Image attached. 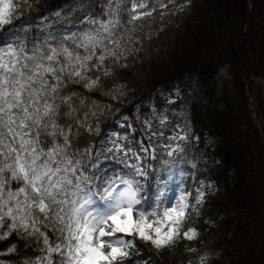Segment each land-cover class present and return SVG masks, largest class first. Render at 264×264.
I'll list each match as a JSON object with an SVG mask.
<instances>
[{
    "label": "snow or ice",
    "instance_id": "6c2138e0",
    "mask_svg": "<svg viewBox=\"0 0 264 264\" xmlns=\"http://www.w3.org/2000/svg\"><path fill=\"white\" fill-rule=\"evenodd\" d=\"M169 4L175 0L159 4L162 18ZM188 6L190 0L175 10ZM24 11L15 0H0V36L6 37L0 42V241L37 247L40 255L21 264H150L153 250L197 239L198 229L185 225L190 214L200 215L203 189L213 185L198 176L200 158L185 156L200 141L187 117L167 135V115L157 119L153 108L142 117L137 108L135 126L132 117L120 116V130L101 135V125L121 111L113 104L127 95L125 84L105 91L103 81H115L141 51L137 22L155 7L147 0H107L99 11L82 4L71 19L41 14L32 25L38 9L27 3L18 34L14 19ZM34 27L41 39H30ZM80 88L89 95L74 90ZM97 93L113 103L90 100ZM158 171L166 179L153 194ZM174 177L170 202L167 180ZM189 182L199 185L194 192ZM137 244L148 254H133ZM18 246L10 243L6 254ZM207 259L200 256V264Z\"/></svg>",
    "mask_w": 264,
    "mask_h": 264
},
{
    "label": "trees",
    "instance_id": "16d2710c",
    "mask_svg": "<svg viewBox=\"0 0 264 264\" xmlns=\"http://www.w3.org/2000/svg\"><path fill=\"white\" fill-rule=\"evenodd\" d=\"M15 2L25 8L23 13L17 14L19 19H14L17 33L22 34L21 24L24 23L23 18L28 15L27 3L37 7L38 11L33 14L34 19L31 23L39 25L41 14L45 17H55V14L60 12L63 17L71 19L73 10L79 9L82 4L90 5L92 9L99 11L107 0H27V3L25 0H15ZM165 2L168 3V0H147L149 6L155 7L156 11L137 22V28L140 29L138 35L144 41L143 44H137L141 51L128 60V67L117 71L115 81H103L105 91L111 88L113 83L125 84L127 95L119 103L113 104L114 108L118 107L121 111L101 125V135L103 136L109 129L120 130L116 124L120 116L127 115L134 120L137 108L143 116L150 115L153 103L158 106L159 116L167 115L171 121L165 130L166 133L177 124L184 127L187 117L188 124L195 135L200 137V141L199 143L192 141L190 147L186 149L185 156L187 159L198 156L201 169L198 173L199 178L206 181L208 179L219 186L216 193L206 198L200 215L189 216L188 221L198 228L201 235L197 240V247L210 245V240L217 238L223 241L229 239L228 249L236 252L247 248L248 245L246 241L234 242L246 236L248 224L243 220V215L253 213L259 204L264 203L262 156L256 136L254 140L255 129L250 124L245 101L244 105L239 100L231 102L229 95L232 92L226 93L227 85L224 86L223 93L219 97L216 96V74L201 75L197 72L207 70L219 61H227L230 65V74L236 76V94L244 98L245 90L239 63L242 54V26L249 13L248 0H190V6L182 11H176L175 8L177 5L185 4L187 0H175V4H169L167 14L162 18L163 10L158 6ZM251 2L253 13L245 46L249 49L247 52L250 51L257 58V71L264 76V0ZM75 15L81 13L76 11ZM123 19L126 22L127 16L125 15ZM63 23L64 21L58 22ZM29 35L30 39L42 38L39 27H34ZM5 38L0 36V42ZM160 87L177 88L181 91L182 98L178 103L168 104L165 99L154 93ZM74 90L89 95L82 88ZM92 99L101 103H113L98 93L90 95V100ZM205 134L218 135L223 144L219 149L212 151L211 148L205 147L207 146ZM205 152L219 157L221 165H202ZM181 167L186 171L190 170V165ZM161 179H166V174L158 171L154 177L156 182L150 189L153 194L161 187L159 183ZM178 179L174 177L167 180V185L172 191L165 194L170 193V196L174 194ZM197 185L189 182L187 187L194 190ZM10 243H18L16 254H6L5 250ZM189 245L185 239H179L175 250H171L175 254L174 258L185 259L187 255L193 256V253L188 251ZM136 248H133V251ZM37 255H40V252L35 245L26 249L15 239L8 242L0 241V264H21L25 259L34 260ZM168 258L173 259V254H169ZM209 263L222 264L221 260Z\"/></svg>",
    "mask_w": 264,
    "mask_h": 264
},
{
    "label": "rangeland",
    "instance_id": "374dc122",
    "mask_svg": "<svg viewBox=\"0 0 264 264\" xmlns=\"http://www.w3.org/2000/svg\"><path fill=\"white\" fill-rule=\"evenodd\" d=\"M252 60L249 59L247 66L252 67ZM257 63V62H256ZM255 63V65H256ZM223 73L220 75V82L222 84ZM252 77H255L252 73H250ZM254 96L253 101L256 109L259 113H263L260 116L261 124L264 128V80L255 79L254 80ZM256 96V98H255ZM263 107V108H262ZM257 113V112H256ZM250 222V228L248 233V238L245 237L243 239H238L234 242H247L248 243V250L241 249L239 251H230L228 249V241L229 239H225L223 241L221 238L215 239L216 244H211L212 249V256L214 258H218L221 260L222 264H264V255L260 254L261 250L264 249V207L260 208L254 217L248 216L247 217ZM228 236V235H227ZM146 249V253L148 254V249ZM225 249V251H224ZM209 256V253H205ZM153 258V255L152 257ZM174 259V256H173ZM150 264H176L175 260L167 259L164 261L163 256L154 257V259L150 262Z\"/></svg>",
    "mask_w": 264,
    "mask_h": 264
}]
</instances>
